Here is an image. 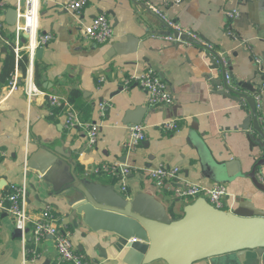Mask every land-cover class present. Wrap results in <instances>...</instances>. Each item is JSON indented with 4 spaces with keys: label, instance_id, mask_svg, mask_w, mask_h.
<instances>
[{
    "label": "crops",
    "instance_id": "1",
    "mask_svg": "<svg viewBox=\"0 0 264 264\" xmlns=\"http://www.w3.org/2000/svg\"><path fill=\"white\" fill-rule=\"evenodd\" d=\"M3 1L5 9L0 11V20L6 23L5 36L12 40L14 32L13 25L7 22L8 10L17 9L18 0ZM67 1L41 0L40 30L51 33L53 38L36 62L39 86L67 101L77 90L82 106L90 108L87 119L101 124L98 142L94 147L89 146L86 131L68 128L63 112L54 117L44 96L29 101L23 86L25 69L16 60L13 74H19V86L10 89L9 83L1 78L8 45L0 40V152L3 153L0 156V198L10 192L12 184L26 183L28 209L33 219H39L43 211L51 207L58 225L71 232L74 247L83 252L91 264H126L112 257L107 232L74 225L76 215L68 216L70 207L66 202L49 193L38 172L26 166L29 156L42 145L49 149L60 148L78 161L82 177H88L89 171L94 180L113 184L122 192L120 177L96 173L94 169L105 163L127 165L132 171L124 178L127 185L124 193L134 196L138 190L151 191L167 205L173 218V213L183 215L186 204L194 199L184 202L168 188H159L144 170L160 164L177 165L181 168V177L191 182L204 186L218 183L204 170L192 143L190 131L196 125L212 154L229 164L227 181L224 178L221 181L228 188L230 207L238 206L242 199L264 209V194L249 177L237 176L241 170L240 158L248 150L249 143L245 134L236 132L235 127L251 115L249 130L255 131L251 106L244 101L243 109L241 102L216 91L210 76L217 77V71L212 68L211 59L197 46H177L178 39L173 37H148L153 28L148 32L141 20L148 2L159 5L170 19L196 32L197 39L209 41L219 52L224 49L232 62V73L239 79H250L256 72L255 80L260 87L264 84L261 80L264 78V0H88L80 13L66 9ZM234 9L240 16L231 19L227 11ZM101 13L108 16L114 28L113 37L107 43H98L85 32L86 26ZM155 24L160 25L156 20ZM255 56L262 58L263 70L259 71ZM149 69L168 82L175 98L172 105H152L148 92L137 82L127 88L124 86L125 79ZM100 76L106 77L103 83L98 82ZM260 94L256 100L257 111L264 128V87ZM101 100L112 102L105 116L99 114ZM72 104L81 116L80 106ZM137 108L140 110L132 118L143 119L141 124L145 127L146 138L130 150L125 148L124 142L134 123L125 120L127 112ZM170 119L179 122L178 130L169 132L160 128L161 123ZM247 168L245 165L243 172ZM258 175L264 178V169ZM33 230L31 222L24 251L14 218L2 214L0 264H57L54 238L47 235L36 243ZM100 249L107 250L112 258H100ZM35 250L38 254L33 259ZM237 261L239 264H260L252 252L238 257ZM195 264L210 263L201 260Z\"/></svg>",
    "mask_w": 264,
    "mask_h": 264
},
{
    "label": "water",
    "instance_id": "2",
    "mask_svg": "<svg viewBox=\"0 0 264 264\" xmlns=\"http://www.w3.org/2000/svg\"><path fill=\"white\" fill-rule=\"evenodd\" d=\"M17 17V9L11 7L7 22L15 25ZM141 20L147 31L153 28L148 37H174L180 39L177 46H197L211 59L212 68L217 71V77L209 75L216 91L241 102L243 109V102L249 103L255 131L249 130L251 115L235 127L236 132L245 134L249 143L248 150L240 158L241 170L237 176L249 177L264 194V178L258 175L264 169V128L260 124L257 101L253 95L259 88V82L255 80L257 73L254 72L250 79H239L232 73V62L229 55L224 54V49L219 52L207 40L202 42L172 29L149 7L141 13ZM155 20L160 25L155 24ZM161 27L164 30H159ZM137 39L141 41V38ZM43 53L44 48H39L37 57L41 58ZM138 110L140 108L127 112L125 122L141 124V117L132 118ZM190 137L208 175L218 182L225 179L230 172L228 162L218 160L212 154L196 125L192 126ZM26 163L38 172L49 193L64 200L70 207L68 216L71 213L76 215L75 226L109 234L111 255L122 263L153 264L161 261L163 264H195L206 260L210 264H239L238 257L252 252L259 263L264 264V209L253 202L251 205L241 199L238 206L225 210L199 196L186 204L181 217L173 219L167 205L149 190H138L130 196V193L118 191L113 184L94 180L89 171L86 173L88 177H82L78 161L60 148L49 149L42 145ZM245 165L248 168L243 172ZM100 250V258H112L107 250Z\"/></svg>",
    "mask_w": 264,
    "mask_h": 264
},
{
    "label": "built area",
    "instance_id": "3",
    "mask_svg": "<svg viewBox=\"0 0 264 264\" xmlns=\"http://www.w3.org/2000/svg\"><path fill=\"white\" fill-rule=\"evenodd\" d=\"M88 0H68L65 8L75 13H80L87 4ZM180 0H177L179 2ZM148 7L162 18L174 30H178L181 34L186 33L194 38H198V34L190 28H186L179 23L170 19L159 5L151 2L147 3ZM18 17L17 22L13 25V38H7L4 33L6 23L0 20V40L11 44L16 55L17 61L27 57L26 68L24 71V92L29 101L36 96H44L51 108L63 105V113L66 115V125L70 129L80 128L87 133L88 145L94 147L98 142L101 124L92 122L91 120H83L74 105L65 100L61 96L47 92L41 88L36 81V62L37 51L39 48H45L52 40L51 33H42L40 30V12L41 0H18L17 2ZM5 9V2L0 0V11ZM227 15L231 18L240 16L237 9L227 11ZM85 32L88 38L98 42L107 43L113 37L114 28L106 14H99L93 21L86 26ZM230 33H232L230 31ZM172 38V37H171ZM174 38V37H173ZM179 39V38H174ZM1 59V52H0ZM254 61L260 70H263V62L260 56H255ZM230 77L229 75L227 76ZM105 76H100L98 82L103 83ZM137 82L149 94V101L155 106H169L175 101L174 95L166 80H164L153 69H149L141 75L128 77L124 81L127 88L132 83ZM19 86V74L15 73L9 79V87L14 90ZM264 84L253 93L256 100H259L260 93ZM112 106L109 100H101L98 104L100 116H105L107 110ZM52 110V109H51ZM53 114V110L51 111ZM160 128L165 131L173 132L180 128V124L175 119L167 120L161 123ZM146 138L145 127L143 124H132L129 128V135L124 146L126 149H134L138 147ZM3 153L0 152V156ZM27 166V164H26ZM96 173H109L114 177H120L123 180L122 190L127 191V185L124 178L132 171L131 167L122 165L121 163L102 164L94 169ZM145 173L152 179L159 188H168L176 196L180 198H197L204 196L214 206L221 209H230L227 201L229 191L225 183L218 182L212 186H204L195 182H191L182 178L181 168L177 165L170 166L160 164L155 167L145 168ZM28 189L26 183L22 185L12 184L10 192L0 198V218L6 213L15 220L16 229L21 233L24 251H26L27 235L30 232V224L34 223L33 238L38 243L42 238L51 235L57 246L58 259L57 264H91L83 252L78 251L74 247L71 232L64 229L57 223L56 215L51 207H47L39 219H33L28 209ZM37 251H34L33 259L37 257Z\"/></svg>",
    "mask_w": 264,
    "mask_h": 264
},
{
    "label": "trees",
    "instance_id": "4",
    "mask_svg": "<svg viewBox=\"0 0 264 264\" xmlns=\"http://www.w3.org/2000/svg\"><path fill=\"white\" fill-rule=\"evenodd\" d=\"M7 45H8V48H7L8 52L6 53L5 67L2 70V74H1L2 77L1 78L3 79L4 82H6L8 84L11 75L14 73L15 60L17 62V59H16V55H15V52L13 50L12 45L11 44H7ZM26 61H27V57L25 55L23 56V59L19 60L20 66L24 69H25V62ZM36 80H37L38 84L41 85L37 69H36ZM80 96H81V94L77 90H75L71 93L69 101L74 103L75 105L80 106L82 118L85 120H88L87 118L89 117L90 108H89V106L88 107L82 106L83 101L80 100ZM52 110H53V116L55 117L64 111V107H63V105H61V106H57V107L52 108ZM181 216L182 215H178V214L173 213L174 219H177Z\"/></svg>",
    "mask_w": 264,
    "mask_h": 264
},
{
    "label": "rangeland",
    "instance_id": "5",
    "mask_svg": "<svg viewBox=\"0 0 264 264\" xmlns=\"http://www.w3.org/2000/svg\"><path fill=\"white\" fill-rule=\"evenodd\" d=\"M175 198V197H174ZM192 199H190V198H182V201H184V202H187V201H191Z\"/></svg>",
    "mask_w": 264,
    "mask_h": 264
}]
</instances>
